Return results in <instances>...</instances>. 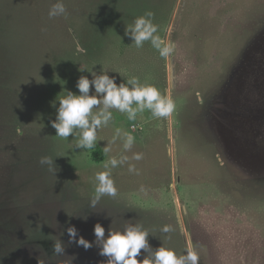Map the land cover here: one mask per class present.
Listing matches in <instances>:
<instances>
[{
  "label": "rangeland",
  "instance_id": "374dc122",
  "mask_svg": "<svg viewBox=\"0 0 264 264\" xmlns=\"http://www.w3.org/2000/svg\"><path fill=\"white\" fill-rule=\"evenodd\" d=\"M55 2L0 0V264H106L97 222L106 236L140 225L153 250L192 247L200 264H264V0H63L67 18L49 19ZM147 10L175 44L168 57L125 35ZM103 71L155 86L175 109L135 121L112 110L96 147L79 149L78 137L55 136L50 102ZM116 128L136 138L124 154L144 158L129 161L138 175L111 169L117 195L92 210L95 174L123 152L119 141L103 152ZM45 155L56 175L39 164ZM69 225L92 247L69 243Z\"/></svg>",
  "mask_w": 264,
  "mask_h": 264
},
{
  "label": "clouds",
  "instance_id": "9594fccd",
  "mask_svg": "<svg viewBox=\"0 0 264 264\" xmlns=\"http://www.w3.org/2000/svg\"><path fill=\"white\" fill-rule=\"evenodd\" d=\"M67 14L63 0H56L48 11L49 19L67 18ZM154 15L153 11L147 10L142 16L135 18L131 25H127L125 35L132 39L137 48H142L145 42H149L161 57H168L173 53L175 44L170 40L165 41L157 34L158 26L152 22ZM90 86L94 88V93L91 95ZM76 87L79 94L67 90L66 95L56 97L50 102L56 108V118L51 120V126L55 129V136L61 139L67 140L70 135L78 137L73 146L79 149L91 150L96 147L97 132L112 122V110L126 114L129 121H135L138 113H143L145 110L155 118H167L175 109L171 98L162 95L153 85L140 83L136 77L128 78L126 82L118 85L115 78L109 76L107 71L101 74L92 72L91 80L86 76H80ZM56 101L59 102L58 107ZM117 141L122 145L123 152L118 158L111 156L103 165L105 170L95 174V194L88 201V207L92 210L96 209L102 197L117 195V188L111 178V169L127 163L130 173L139 174L135 164L129 161H140L144 158V154L134 152L131 157L124 154L132 150L136 142L135 136L121 128H116L111 140H107V145L103 147V152L110 153L111 145ZM39 164L46 165L48 171L56 175L58 170L55 168L54 158L41 156ZM78 218L86 221L88 217ZM66 231L69 243L74 242L86 250L92 247L93 242L83 236L78 237L75 225H69ZM160 231L167 234L172 232L173 228L171 225H164ZM93 234L99 255L107 257L106 264H200V257L192 247L187 248L182 255H177L174 249L163 245L153 250L148 242L149 232L137 224L115 231L110 226L106 236L104 226L97 222L93 227ZM142 249L147 252V256L140 261L137 257ZM64 252L63 241L54 240L52 253L63 255ZM38 264H42L39 258Z\"/></svg>",
  "mask_w": 264,
  "mask_h": 264
}]
</instances>
